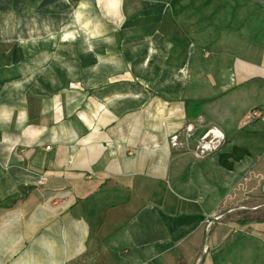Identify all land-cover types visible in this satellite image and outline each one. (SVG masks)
Instances as JSON below:
<instances>
[{
    "label": "crops",
    "instance_id": "1",
    "mask_svg": "<svg viewBox=\"0 0 264 264\" xmlns=\"http://www.w3.org/2000/svg\"><path fill=\"white\" fill-rule=\"evenodd\" d=\"M36 1L0 0V264H264V0L103 1L86 45L15 32Z\"/></svg>",
    "mask_w": 264,
    "mask_h": 264
},
{
    "label": "rangeland",
    "instance_id": "2",
    "mask_svg": "<svg viewBox=\"0 0 264 264\" xmlns=\"http://www.w3.org/2000/svg\"><path fill=\"white\" fill-rule=\"evenodd\" d=\"M102 0L97 5H93L90 2V0H80V2L75 5L73 3V0L68 1H62V0H37L36 1V12L33 15V12L30 11L29 14L32 15V17L36 16V21H32V17L29 20H25L27 15H22L18 18V23H16L15 32L20 33L24 36V34L29 35V38H32L36 40L37 42H43L48 39H54L53 37H56L57 34L60 32L67 31V36L64 39V43L67 41L68 43L75 42V34L76 31L78 32H84V42L86 45V37H89V31L92 29V22H90L91 16H97V15H103L106 13V6H104L102 3ZM176 1H183V0H171V5L169 6L168 13L171 14L172 10L174 8V5H176ZM81 3L84 4V6H79ZM51 5V6H50ZM92 5V6H91ZM13 6H4V9L1 11L3 14L11 15L12 14V8ZM112 8V7H111ZM22 10V7L20 8ZM80 9V10H79ZM83 10V12L81 11ZM93 10V12H92ZM133 10H135V6H133ZM27 13V12H26ZM99 13V14H98ZM83 15L84 21H81V17H78L80 15ZM107 15L106 17H108ZM23 17V18H22ZM203 22H201L202 24ZM5 26L10 25L9 27H12L13 23L6 22L4 23ZM96 25V24H95ZM109 26L107 23L102 22L100 24V29L103 31L105 29H108ZM12 28H9L11 36V30ZM29 34H28V33ZM72 32V33H70ZM88 33V34H87ZM17 35V33H15ZM56 34V35H55ZM17 38H15L16 40ZM31 39V40H32ZM57 39V37H56ZM11 41V37L8 39ZM22 40V36L19 38V41ZM17 41V40H16ZM90 39H88V42ZM69 45V44H68ZM72 45V44H70Z\"/></svg>",
    "mask_w": 264,
    "mask_h": 264
},
{
    "label": "built area",
    "instance_id": "3",
    "mask_svg": "<svg viewBox=\"0 0 264 264\" xmlns=\"http://www.w3.org/2000/svg\"><path fill=\"white\" fill-rule=\"evenodd\" d=\"M261 116V111L255 110L252 113V117L258 118ZM195 135V126L193 124H189L186 127L185 131V140H181L179 135H173L171 137V144L173 147L178 148H187L188 140L190 137H193ZM225 140V135L217 128L213 127L206 132H204L197 141L196 147L193 149V154L196 158H203L207 156L209 153L217 149L222 142ZM223 215L216 216L217 220L223 219ZM213 220H208L207 224H212Z\"/></svg>",
    "mask_w": 264,
    "mask_h": 264
},
{
    "label": "trees",
    "instance_id": "4",
    "mask_svg": "<svg viewBox=\"0 0 264 264\" xmlns=\"http://www.w3.org/2000/svg\"><path fill=\"white\" fill-rule=\"evenodd\" d=\"M200 102H204V100H200ZM249 152L246 148H235L234 151L230 154H221L219 157V161L221 163V165H223L224 167L228 168V169H232L233 168V161H231V159L233 160H240L242 159L244 156L248 155ZM238 213V212H237ZM235 213V214H237ZM249 220H259L262 221L264 220V206L261 208H258L255 211H242L239 212V218H237V222L238 223H246Z\"/></svg>",
    "mask_w": 264,
    "mask_h": 264
},
{
    "label": "water",
    "instance_id": "5",
    "mask_svg": "<svg viewBox=\"0 0 264 264\" xmlns=\"http://www.w3.org/2000/svg\"><path fill=\"white\" fill-rule=\"evenodd\" d=\"M264 190V189H263Z\"/></svg>",
    "mask_w": 264,
    "mask_h": 264
}]
</instances>
